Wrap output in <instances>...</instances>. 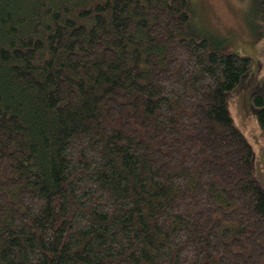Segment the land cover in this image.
Listing matches in <instances>:
<instances>
[{
    "label": "trees",
    "instance_id": "1",
    "mask_svg": "<svg viewBox=\"0 0 264 264\" xmlns=\"http://www.w3.org/2000/svg\"><path fill=\"white\" fill-rule=\"evenodd\" d=\"M195 15L0 0V264H264V188L226 99L249 58ZM252 102L264 137V88Z\"/></svg>",
    "mask_w": 264,
    "mask_h": 264
},
{
    "label": "rangeland",
    "instance_id": "2",
    "mask_svg": "<svg viewBox=\"0 0 264 264\" xmlns=\"http://www.w3.org/2000/svg\"><path fill=\"white\" fill-rule=\"evenodd\" d=\"M193 2L195 20L198 18L212 34L222 38L227 51L249 58L240 82L227 91L226 99L234 124L253 149L254 174L264 188V137L252 102V96L264 88V15L252 8L253 0Z\"/></svg>",
    "mask_w": 264,
    "mask_h": 264
}]
</instances>
